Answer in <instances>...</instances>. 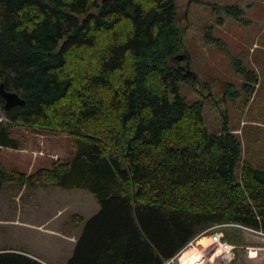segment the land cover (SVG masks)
<instances>
[{
    "label": "trees",
    "instance_id": "1",
    "mask_svg": "<svg viewBox=\"0 0 264 264\" xmlns=\"http://www.w3.org/2000/svg\"><path fill=\"white\" fill-rule=\"evenodd\" d=\"M176 19V0H0V80L25 101L4 109L0 98V152L20 148L18 126L64 130L71 143L69 158L29 174L0 161V191L13 183L95 197L66 264H164L221 223L264 233V166L243 158L226 124L207 129L203 100L181 94L188 64L171 59L188 51ZM0 264L44 263L0 251Z\"/></svg>",
    "mask_w": 264,
    "mask_h": 264
},
{
    "label": "rangeland",
    "instance_id": "2",
    "mask_svg": "<svg viewBox=\"0 0 264 264\" xmlns=\"http://www.w3.org/2000/svg\"><path fill=\"white\" fill-rule=\"evenodd\" d=\"M176 4V23L186 28L184 42L188 55H178L171 62L188 64L186 70L194 73L181 84V94L190 101L203 100L202 114L207 129L218 132L226 124L238 135L243 158L254 165L261 163L264 166V0H176ZM225 5L239 6L242 13L235 18L225 12ZM246 69L256 74L255 82H248L239 74ZM244 82L251 85L249 92L243 87ZM228 83L234 90L233 96L226 91ZM0 120H7L1 109V100ZM12 129L21 144L19 149L0 152V161L8 169L16 168L28 174L39 167L49 166L54 159L69 158L71 154L70 137L64 130H33L23 126ZM25 188L12 199V194L19 187L5 183L0 191V207H47L49 215L58 217L50 227L56 228L60 235L37 226L8 224L0 227V248L13 252L14 248H21L25 252L37 253L47 264H66L75 245L70 237L75 235L77 238L84 221L98 211L97 200L83 189L49 186L48 193H41L38 185H26ZM11 209L9 213L14 215ZM58 209L62 210L60 215ZM22 215L36 222L45 216L37 214V218H29ZM62 218H65L64 222H57ZM221 224L224 225L219 229L224 232L225 238L231 235L239 238L240 242L234 243L238 246L235 257L220 262L210 255L207 264H264L263 232L248 230L237 223ZM195 241H198L199 248L207 246L206 252L211 250V253L215 248L207 237L196 238ZM248 247L251 250L246 255ZM197 256L193 254L190 258ZM182 261L180 251L171 264H182Z\"/></svg>",
    "mask_w": 264,
    "mask_h": 264
},
{
    "label": "crops",
    "instance_id": "3",
    "mask_svg": "<svg viewBox=\"0 0 264 264\" xmlns=\"http://www.w3.org/2000/svg\"><path fill=\"white\" fill-rule=\"evenodd\" d=\"M28 166L31 167V164H29ZM23 187H24V189H26L25 188L26 185L23 186ZM23 187L19 188L16 191V193L12 194V199H13V196L15 198V196L17 197L20 194V191L22 190ZM47 187H49V186H40L41 193H44V192H47L48 193ZM67 190H70V189H67ZM58 192L63 193V192H61V190H59ZM46 208L47 207H41V206H28V207H26V206H18L17 208L14 206L13 209H11L9 206L6 207V208L0 207V227H5L4 225H8V224H11V225H21V226H24V227L37 226L40 229H45L46 228L45 230H47L51 234L53 232V233H55V234H57L59 236L60 234H59V232L56 231L57 229L54 228V227H50V224L53 223V222H55L58 217L53 218V214L49 215L48 212L46 211ZM10 209L11 210H14V212H15L14 215H10V213H9L10 212ZM23 211H25L27 213H23ZM57 212H58V215H60L62 213V210L58 209ZM22 214L27 215L29 218H31L33 216L36 217L37 214H40V215H44L45 214V216L44 217L42 216L44 219H42L40 222H36V221H30L32 219H27ZM64 221H65V218H62L61 220H58L57 222L60 223V222H64ZM62 236H64V235H62ZM77 238H76L75 235H71V237H70V239L72 241H74V242L76 241ZM50 239H53L54 241L57 240V238H50ZM252 247H254V246H252ZM14 249H15V252L22 253V254L24 253L25 255H27V256H29L31 258H34V259H36V260H38V261H40V262H42L44 264H47L46 261H44V259H42L37 253H34L32 251L25 252L21 248H14ZM255 250H256V253L258 255V250L257 249H255ZM0 251H3V249L0 248ZM249 251L250 250L247 249L246 255L249 253ZM222 260L223 259H219L220 262Z\"/></svg>",
    "mask_w": 264,
    "mask_h": 264
},
{
    "label": "built area",
    "instance_id": "4",
    "mask_svg": "<svg viewBox=\"0 0 264 264\" xmlns=\"http://www.w3.org/2000/svg\"><path fill=\"white\" fill-rule=\"evenodd\" d=\"M222 225H224V224L213 225V226L207 228L206 230L202 231L201 233H199L194 239L190 240L187 243V245L183 248V250L181 251L182 255L186 251L193 250V252L196 255H198L197 259L194 261L193 264H207L208 257L210 255H214L217 260L226 259V260L230 261L231 259H233L235 257V250L238 248V246L225 239L224 232L221 229H219V227H221ZM243 227H246V226H243ZM246 229L254 230V229L249 228V227H246ZM262 234H264V233H262ZM203 237H207L208 240L210 241V244L215 245V248H214V250H212L211 253H210L211 250L210 251L208 250L206 252L207 246L200 247V248L197 246L198 241H195V239L197 238L199 240L200 238L202 239ZM247 249L251 250V247H248ZM254 251L256 252V250H254ZM177 255L166 260L164 262V264H171L173 261H175V258ZM218 264H220V263H218Z\"/></svg>",
    "mask_w": 264,
    "mask_h": 264
},
{
    "label": "water",
    "instance_id": "5",
    "mask_svg": "<svg viewBox=\"0 0 264 264\" xmlns=\"http://www.w3.org/2000/svg\"><path fill=\"white\" fill-rule=\"evenodd\" d=\"M184 74L189 77L194 76L193 71L190 69L186 70ZM0 97L3 100L2 106L4 109H8L11 106L23 105L25 102L16 91L6 89L2 80H0Z\"/></svg>",
    "mask_w": 264,
    "mask_h": 264
},
{
    "label": "bare ground",
    "instance_id": "6",
    "mask_svg": "<svg viewBox=\"0 0 264 264\" xmlns=\"http://www.w3.org/2000/svg\"><path fill=\"white\" fill-rule=\"evenodd\" d=\"M189 253H191V254H189ZM184 254H183V256H185V257L182 256V258H183L182 264H193L194 261L197 259L195 257L190 258L191 255L195 254L192 250L186 251V252H184Z\"/></svg>",
    "mask_w": 264,
    "mask_h": 264
}]
</instances>
